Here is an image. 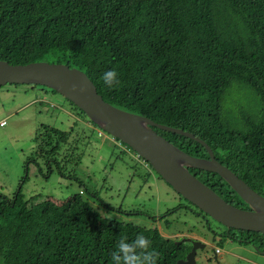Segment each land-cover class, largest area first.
<instances>
[{
	"label": "trees",
	"instance_id": "obj_1",
	"mask_svg": "<svg viewBox=\"0 0 264 264\" xmlns=\"http://www.w3.org/2000/svg\"><path fill=\"white\" fill-rule=\"evenodd\" d=\"M0 60L84 71L107 102L194 133L264 196V0H0ZM108 70L121 81L112 90L101 79ZM69 102L75 112L69 116L97 127ZM73 130L42 124L34 138L37 160L50 168L58 159L70 162L74 153L63 160L62 151L77 150L82 141L73 139ZM155 130L187 153L209 157L199 142ZM119 150L136 154L129 146ZM190 171L227 202L249 209L220 175ZM90 196L95 191L83 184L58 211L48 196L0 191V264H112L118 242L141 234L158 254L157 264H176L189 253L191 245L177 244L158 227L108 219L99 208L105 203L96 206ZM230 232L232 240L264 254L263 233Z\"/></svg>",
	"mask_w": 264,
	"mask_h": 264
},
{
	"label": "rangeland",
	"instance_id": "obj_2",
	"mask_svg": "<svg viewBox=\"0 0 264 264\" xmlns=\"http://www.w3.org/2000/svg\"><path fill=\"white\" fill-rule=\"evenodd\" d=\"M7 86L0 90L2 193L13 196L15 190L21 188L27 197L35 194L48 196L50 208L64 211L68 198L80 193L83 184H87L92 192L95 191V196H90L93 198L91 202L95 201L94 204L99 206L103 201L105 205L100 204L99 208L108 217L158 227L161 234L177 241L198 236L203 238L207 246L198 250L197 264H264L263 253L239 241L221 239L220 235L210 231L211 228L213 231L222 230L215 220L207 224L204 218L181 210L153 221L154 217L163 215L182 200L150 165L139 160L131 151L122 153L119 149H124L125 144L118 140L115 142L105 132L104 136H100L99 128L88 120L82 119L81 122L80 117L69 116L75 113L72 105L59 93L42 90L39 86ZM42 124L62 130L73 126V139L78 143L82 138L77 150L75 146L62 151L63 154L59 152L63 160L65 155L74 153L70 162L58 159V164L52 162L50 168L44 158L37 160L34 138ZM89 140L92 143L88 146ZM91 145L98 146V149L90 148ZM82 151L86 152L85 157L76 160ZM32 159L34 161L29 162ZM26 177L25 184L21 186V180ZM182 243L191 245L189 242ZM217 249L220 252H216L218 260L215 261L214 252Z\"/></svg>",
	"mask_w": 264,
	"mask_h": 264
},
{
	"label": "water",
	"instance_id": "obj_3",
	"mask_svg": "<svg viewBox=\"0 0 264 264\" xmlns=\"http://www.w3.org/2000/svg\"><path fill=\"white\" fill-rule=\"evenodd\" d=\"M11 84L39 86L51 89L73 102L93 122L114 140L129 146L136 155L168 183L182 198L203 211L228 230H246L264 234V196L256 192L228 166L217 160L211 146L194 133L172 127L114 106L98 92L90 77L82 70L64 63L37 61L11 64L0 60V90ZM4 123V122H3ZM2 125V123H1ZM155 128L176 133L202 144L209 157L191 155L159 134ZM202 169L220 175L249 209L227 202L201 181L190 169ZM231 239L230 236H228ZM191 243L184 259L176 264H197L199 249L207 243L196 237L177 241ZM214 252V260L218 255Z\"/></svg>",
	"mask_w": 264,
	"mask_h": 264
},
{
	"label": "clouds",
	"instance_id": "obj_4",
	"mask_svg": "<svg viewBox=\"0 0 264 264\" xmlns=\"http://www.w3.org/2000/svg\"><path fill=\"white\" fill-rule=\"evenodd\" d=\"M101 79L103 85L109 90L118 87L121 83L119 74L115 70L104 72ZM100 132L103 133L102 130L99 131V134ZM114 141L116 142V140ZM157 256L158 254L151 248V241L141 234L131 242L121 239L118 242L116 250L111 255V260L112 264H157Z\"/></svg>",
	"mask_w": 264,
	"mask_h": 264
},
{
	"label": "flooded vegetation",
	"instance_id": "obj_5",
	"mask_svg": "<svg viewBox=\"0 0 264 264\" xmlns=\"http://www.w3.org/2000/svg\"><path fill=\"white\" fill-rule=\"evenodd\" d=\"M179 197L181 198L182 201L177 202L176 205L170 207L163 215H159L157 217H154L153 220H160V218L162 220L165 216H167L169 214H170V216H172V215L176 214L177 212H179L181 210H186V211L192 212L194 215H197V216H200L201 218H204V220L206 222H208L207 224H209L210 217L208 215H206L204 213H200L199 210H196V208L194 206H191L190 204L185 202L184 199L181 196H179ZM221 229L222 230H220V231H213L214 229L211 228L210 231H212L216 235H220L221 239L226 237V236L228 238V236H230V233H231L230 230L226 229V231H225V229L222 226H221ZM196 238L202 239L203 241H205L203 238H201L199 236L196 237Z\"/></svg>",
	"mask_w": 264,
	"mask_h": 264
},
{
	"label": "built area",
	"instance_id": "obj_6",
	"mask_svg": "<svg viewBox=\"0 0 264 264\" xmlns=\"http://www.w3.org/2000/svg\"><path fill=\"white\" fill-rule=\"evenodd\" d=\"M4 123H2V125H3ZM103 133L102 132H100V135H102ZM217 252H220V250L219 249H217Z\"/></svg>",
	"mask_w": 264,
	"mask_h": 264
}]
</instances>
